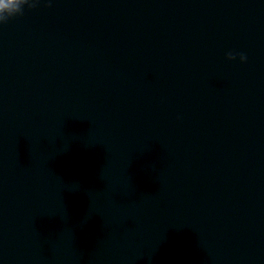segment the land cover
Returning <instances> with one entry per match:
<instances>
[{
    "label": "water",
    "instance_id": "1",
    "mask_svg": "<svg viewBox=\"0 0 264 264\" xmlns=\"http://www.w3.org/2000/svg\"><path fill=\"white\" fill-rule=\"evenodd\" d=\"M0 264H264V0L0 25Z\"/></svg>",
    "mask_w": 264,
    "mask_h": 264
},
{
    "label": "clouds",
    "instance_id": "2",
    "mask_svg": "<svg viewBox=\"0 0 264 264\" xmlns=\"http://www.w3.org/2000/svg\"><path fill=\"white\" fill-rule=\"evenodd\" d=\"M39 0H0V25L8 23L11 19L21 16L26 6H34ZM225 58L229 62L239 61L241 64L248 59L244 52L229 50L225 53Z\"/></svg>",
    "mask_w": 264,
    "mask_h": 264
}]
</instances>
